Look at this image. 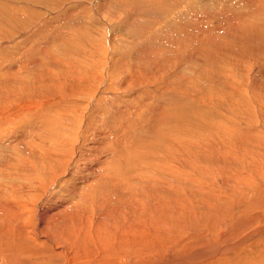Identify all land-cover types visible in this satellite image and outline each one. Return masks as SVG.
<instances>
[{"label":"rangeland","instance_id":"obj_1","mask_svg":"<svg viewBox=\"0 0 264 264\" xmlns=\"http://www.w3.org/2000/svg\"><path fill=\"white\" fill-rule=\"evenodd\" d=\"M194 1L203 16L213 13V10L216 11L215 14L220 12L222 4L220 0H214V7L208 5V0H202L199 3ZM234 1L236 9L233 10L234 12L230 11V14L235 16L228 13L230 16L228 20H224L222 16L219 18L222 22L218 23L217 17L215 19L209 17L213 19L210 24L203 22L198 25L191 22L190 24H194L195 27L188 28L189 23H185V27H182L184 25L181 22V26L177 25L173 28L180 22V20L176 21V15H171L173 11L169 12L166 18H162V14L157 12L158 8H163V3H165L164 7L167 6L172 10L174 3L172 0H151L150 2L149 0H0V112L11 110L15 114H21L23 119L17 123L19 128H27L37 122L44 124L51 118L53 121L56 118V121L62 118L65 125L63 132L67 138L62 136L70 142L71 146L76 142L74 148L81 151L85 150V144L92 138L89 136L92 131L93 134L96 132L98 134L99 129L107 133L110 130V132L118 131L119 138L126 139L118 148V156L122 157L121 162L124 163L132 161L135 165L138 161H144L152 166L158 162L160 164V156L167 162L173 155H180L179 159L186 157L192 159L191 152L194 159H197L199 156L195 155L198 153L195 148L197 140L205 137V133L216 130V125L225 124L232 127L231 130L246 129L243 124L236 125L234 119L232 122L228 121L231 115L226 112L228 106L227 103H222V100L229 99L228 105L245 112L254 110L257 107L255 103L257 100L264 103V7L263 11L256 12L255 7L242 5L243 0ZM151 2H156L160 7ZM178 2L175 8L177 12L183 11L180 13L181 18L186 20L187 17H191L186 13L184 1ZM180 3L183 4L181 7ZM170 24L171 26H168ZM178 32L183 35L179 36ZM73 62H79V69L68 67L67 64ZM130 65L134 68L137 65L140 66V68L137 66L139 69L137 68L135 74L141 69L145 70L144 75L151 73L145 78L149 82L142 85L136 83L138 86L128 85L126 81L130 79L131 74H134V68ZM101 69L103 72H100ZM90 70L94 71L95 76L91 75ZM154 70L155 75L152 74ZM106 72L114 75L113 80L109 83L105 82L103 90L97 93L96 85L92 86V78L97 76L101 78V75H107ZM117 77L123 80L118 81L119 84L115 81ZM3 78L4 80H1ZM226 78L228 83L223 84L221 81ZM69 84L71 86L76 84L85 90L88 86L87 89L93 94L89 96L87 90L86 93L82 92L71 99L65 96L52 100L38 109L39 100H49L52 96H58L57 88L63 85V88L67 89ZM43 86L55 88L44 90ZM127 88H130V91ZM3 89L9 93V99L5 98V92L1 91ZM10 93H14L15 97L10 96ZM108 96H111L110 99H106L109 98ZM22 104L28 105L22 106ZM27 107L37 108V110L28 113L24 111ZM261 121L259 124L262 123ZM100 122H104L106 127H103ZM255 127L260 133L264 131L262 126L255 125ZM66 128L68 129L65 130ZM88 130L89 132L86 133ZM107 133L102 135L104 136V141L101 142L103 160L111 156L115 146L109 136L108 139L105 137ZM88 137L89 140L86 142ZM233 137L236 135L232 136L230 146L238 149L241 144H232ZM177 141L182 143L179 149L181 151L176 146L179 144L176 143ZM182 148L188 155L183 156ZM172 149L176 154H173ZM189 159H186L187 163L177 161L174 165L181 172L187 171L194 166ZM209 162L203 163L206 167L209 165L208 169L213 163ZM221 187L224 188V184ZM233 192L228 193L233 194L236 199V193ZM194 203H197L195 199L186 203L181 202L169 216L162 219L163 227L156 232L147 230L141 220L134 218L117 219L104 225H101L100 221L86 223L83 226L85 230L70 226L72 236L67 233V230L63 233L61 230H55L52 233L49 227L44 230L33 229L36 228V224L33 226L30 222L23 236L5 240L6 244L1 252L4 256L0 255V258L8 259L12 256L16 263L20 261L22 264H64L68 260L74 264H83L88 260L89 254L81 253L76 256L72 251L84 246V243H77L80 239L86 236V239H90L91 242L97 234L100 238L108 240L112 238L119 240L121 237L119 242L125 241L126 244H118V249L133 248L128 251L135 254V257H139L135 253L139 250L132 251L138 245H144L150 242L149 240L157 246L164 243L168 249L164 257L158 255L147 260L141 256L137 259L138 263L143 261L144 264H161L168 253L171 256L176 254L178 257L194 253H190L180 243L183 241L187 244L183 240L184 232L194 235L196 231L195 235L199 237L204 234L205 240L216 245L215 248L218 249L216 250L218 253L210 252L215 256L211 259L213 262L206 263L207 261L204 260L203 263L197 264H225L223 263L225 260L227 264H234L237 258L239 262L242 260V264L252 252L258 250V244L264 242V215L259 218L254 215L249 216L248 219L254 223L246 226L247 233L243 234L241 240L226 239L235 225L228 221L226 224L232 227L229 225V230L223 231L224 237L211 241L205 234L214 233L210 228L217 217L216 213L210 207L203 205L197 207ZM223 203V206L227 205V207L224 206L225 210L230 208V202ZM186 204L192 206L191 211L186 209ZM213 205L216 203L214 202ZM94 218L89 220L93 221ZM182 219L192 224L197 222L200 224L198 228L181 231L176 224ZM219 227L221 225L216 229ZM216 229L214 231H217ZM138 236H141V239L139 242H134L133 240ZM247 236H251L250 239H247ZM194 238L197 242L201 240V245L204 244V239H197L195 236ZM167 240L175 241L167 242ZM97 245V242L93 241L92 247L95 248ZM221 246L225 247L224 252L219 251ZM174 249L181 251L174 253ZM201 250L207 252L204 254H208L211 249L202 248ZM110 251L111 257L115 255L114 251ZM255 257L258 258L257 255ZM262 257L257 260L264 261V256ZM0 264L7 263L1 261ZM120 264H123V261Z\"/></svg>","mask_w":264,"mask_h":264},{"label":"bare ground","instance_id":"obj_2","mask_svg":"<svg viewBox=\"0 0 264 264\" xmlns=\"http://www.w3.org/2000/svg\"><path fill=\"white\" fill-rule=\"evenodd\" d=\"M150 1L151 0H149V2ZM172 1L174 2L172 5V10L168 9L167 6H165V8V3H163V8H158L157 12H160L162 14V18H166L169 12L173 11V14L171 15H176V21L180 20L179 24H175L173 28H176L177 25H180L181 22L184 25L182 27H185V23H189V25H187L188 28H194L195 26L193 25L197 23L198 25L201 23L203 24V22L210 24L213 19H210L209 17H212L214 19L217 17L216 21L220 23L222 22L219 19L220 17L223 16V18H225L224 20H228V17H230V11L236 9L234 0L226 2L223 1L224 3L222 2V0H220V2L222 3H220L221 13L219 12L218 14H215L216 11L214 12L213 10V13L206 12L208 14H204L206 16H203V14L198 11L197 4L194 0H183L184 6H186L185 8L187 9L186 13L191 15V17H187L188 19L185 20L184 18L182 19V16L180 15V13H183V11L177 12L178 10H176L175 8L177 7V3L179 4V0ZM196 1L198 3L202 2V0ZM207 3L210 7L215 6L214 0H208ZM152 4L155 5L156 2ZM182 5L183 4L180 3V7ZM242 5L255 7L256 12H258L263 9L264 0H243ZM230 15L235 16V14ZM168 20L170 19L168 18ZM191 22H194V24H190ZM168 26H171V24ZM179 30H181V27ZM178 35L181 36L183 34L179 33ZM67 65L71 69H79V62L68 63ZM137 66L140 68L139 65ZM137 66L135 67L136 70L133 66H131L134 68V74H131L130 79H128L127 81L124 80L128 85L130 84V86L136 83L142 85L149 82L145 78L150 76L151 73L144 75L145 70L141 69L140 71H138V73L135 74V71L139 69ZM144 66L146 67V65ZM147 67L149 68V66ZM130 69L131 68H129V70ZM87 72L89 73V71ZM100 72H103V70ZM155 72L156 71L154 70L152 74L155 75ZM91 73L90 74L93 75L94 71ZM113 77L114 75H112V73H107V75L103 76L101 75V78L98 76L94 77L92 78V81L94 82V84L92 82V86L96 85V91L98 93L103 90L105 82L109 83L111 80H113ZM117 78H115V81H117V84H119L118 81L120 82V80L122 79H120V77ZM1 80H4V78ZM81 81H83L82 77ZM221 82H223V84H227V78ZM138 84H136V86H138ZM54 86H52L51 88H48V86H43V89L51 90ZM63 87L64 86L61 85L57 88L58 96H52V98H49V100H39V104H37L38 109H41L47 102H51L52 100H57L65 96H68V98L71 99L73 96H76L82 92L84 93L88 90V86H85V90L80 86H77L76 84L72 86L71 84H69L67 89ZM129 89L128 91H130ZM1 91H4L5 98L9 99V93H7L4 89ZM90 92L89 90L87 92L89 96L93 94ZM10 96L15 97V94L10 93ZM110 97L106 99H110ZM228 101L229 99L222 100V103H227L228 107H226V112L231 115L228 121L232 122L234 119L236 125L243 124L246 126V129L235 128V131L231 130L232 127H229L225 124H220L219 126L216 125V130L209 131V133L207 134L205 133V137H202L201 140H197V145L195 146L198 151V153H196L195 155H199L197 159H194V155L191 154L192 152H189L190 155L193 156L192 159H189V156V158L186 157L179 159L178 157L181 156L173 155L176 153L172 149L174 153L172 154V159L170 158L172 160L171 162L169 159L168 163L166 159H162L159 154V158L161 160L158 158V156L157 158L159 159L160 164L158 162V164L156 163L152 166H150L151 164H148L144 161H138V163H136L135 165H133L132 161H130L129 163L121 162L122 157L120 155L118 156V148L119 146L121 147L126 139L121 140V138H119L120 136L117 134L118 131L110 132V130L109 133L105 131H103V133L101 132L102 130L99 129L100 131L98 132V134L97 132L96 134H93V131H90L91 134L89 133V136L92 138H90L89 140L88 137L87 140H85L86 142L88 140L89 141L87 144H85V150L81 151V149L74 148V144L76 145V142L71 146L70 142L62 136L64 135L66 137L65 133L63 132V127L65 125L63 124L62 118L59 119V121H56L57 118L54 119V121L51 118L47 122H44V124H40L39 122H37L29 125L27 128H19V125L17 123L18 121H21L23 119L21 114H15L11 110L1 111L0 255L4 256L1 252L3 251L4 245L6 244L5 240L15 238L17 236H23L30 222L33 226L36 224V228L33 229L44 230L49 227L52 233L55 230H61L62 233L67 230V233L72 236V228L70 226H77L79 230H85V227L83 226L86 223L100 221L101 225H104L106 223L109 224V222L116 221L117 219L126 220L134 218L138 221L141 220L143 226L147 230H153L154 232H156V230H159L160 227H163L162 219H165L166 216H169L172 213V210H175V208L178 207L181 202L186 203L187 201H191L192 199H195L197 201V203H194L195 206L198 207L199 205H203L206 207H210L216 213L217 217L214 220V224L210 228L213 229L212 231L214 233L211 235L205 234L209 237V239H211V241L217 240V238H221L222 236L224 237L223 231H227V229L229 230L228 226L230 224H226V222L228 221L235 223V225L233 230L227 234L226 239L228 241H230L231 239L241 240V238L244 236L243 234L246 232L245 230H247L246 226L254 223L251 219H248L249 216L251 215L253 217L254 215V217L256 216L259 218L260 216L264 215V131L260 133L259 129L255 127V125L262 126L264 130V103L260 100H257L255 102L257 104V107L251 105L252 107H255L254 110L251 109L245 112L242 109L239 111L237 108L235 109L234 107L228 105ZM27 105L28 104H22V106ZM251 106L249 108H251ZM36 110L37 108L27 107V110L24 111H27L29 113L35 112ZM256 120H262V123L259 124L260 121L257 122ZM101 123L102 122H100V124ZM102 124L103 127H106V124L104 122ZM67 129L68 128H66L65 130ZM93 129L95 131H98L95 128ZM87 132H89V130L86 131V133ZM106 133L107 136L105 137L107 138L109 136V138L113 140L115 146H113L114 149L111 152V156L109 157L108 153L107 157L109 158H105L103 160L104 154L102 152L103 149L101 142L104 138V136L102 135ZM24 135H26V137H24ZM233 135H236V137H233L232 144H241L239 148L237 147L238 149H233L230 146L232 140L231 138ZM111 143L109 145H111ZM176 143H179L176 144L179 150L182 147V143L181 141H177ZM186 145L190 144L186 143ZM108 149L110 150V147ZM182 152L183 156L187 154L184 149L182 150ZM240 155L243 156L241 157ZM186 159L192 161L194 166L190 169L188 168L189 170L187 171L181 172V170H179V168L174 164L177 163V161L187 163ZM205 161L207 163H210L209 161L213 162L212 164H210L211 166L209 167V169L207 168L209 165L206 167V165L203 164ZM126 165L127 167H125ZM222 184H224V188L221 187ZM229 191H234L236 193V199H234L233 194L228 193ZM184 197L188 198V200H185ZM226 201L230 202V208H228L227 210H225L224 207H227V205H222L224 204L223 202ZM214 202L216 203V205H213ZM185 207L187 210L191 211V205L186 204ZM92 217H95L94 220H89ZM199 224L200 223L198 222L196 224H192L190 221L182 219L179 223L176 224V226L181 231H185L186 229H188L189 231L194 229L195 227L198 228ZM219 225H221V227L216 229ZM134 227L135 225L133 226V232ZM214 229H216L217 231H214ZM98 233H100V231ZM188 233L189 232L183 233L185 236V239L183 240L186 241L187 244H185L183 241L180 244L186 247V249H188L190 253H194L183 257H178V255L176 254L175 256H171L168 253L165 256V260L161 264H197L203 263L204 260L207 261L206 263L213 262L211 259H214L215 256L211 255L210 252L214 251L213 253H215L216 250H218L215 248L216 245L214 246L212 245V243H208V241L205 240V236H203L204 234L198 237L197 235H195L196 231H194V235ZM194 236L197 239H204V244L201 245V240L197 242ZM250 237L247 236V239H250ZM140 239L141 236H138L133 241L139 242ZM120 240L121 237L119 238V240L115 238L108 240L100 238L99 235L96 234L93 237V241L97 242L98 245L93 248V241L90 242V239L87 240L85 236L79 240L80 242H77L84 243V246L82 248L79 247L72 252L76 256L81 253L89 254L88 260L83 264H120L122 261L123 264H144L143 261H140L138 263L137 259L141 256H143L147 260L153 259V257H157L158 255L164 257L165 252L168 250L167 246L164 243L159 244L160 246H157L156 244H153L154 242H151V240H149L150 242H146V244L144 245H138L134 247V251L132 252L139 250L135 252L139 257H135V254H132L128 251L133 250V248L126 247V249H118V244H126L125 241L119 242ZM169 241L175 240H167V242ZM238 242L240 243L241 241ZM258 246V250L256 252H252L248 259L242 264H262L264 262L263 260L262 262L258 261V258H263L262 256H264V242L259 243ZM202 248L211 250H209L208 254H204L207 252H203L201 250ZM213 248L215 249L212 250ZM224 248V246H221L219 251L221 252L225 250ZM161 249L164 251H160ZM110 250L114 251L115 254L112 257ZM173 251H175L174 253H176L180 252L181 250L177 251L176 249H174ZM216 253H218V251ZM255 255H257L258 258L255 257ZM219 259H221V257ZM238 260L239 259L237 258V261L234 264H241L242 260H240V262ZM1 261H4L7 264H22L20 261L16 263V260L12 256H10L8 259L2 257L0 258V262ZM223 263L227 264L226 260L223 261ZM64 264H74V262L68 260L67 262H64Z\"/></svg>","mask_w":264,"mask_h":264}]
</instances>
